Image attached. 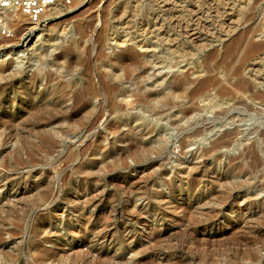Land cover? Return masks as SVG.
<instances>
[{
  "label": "rangeland",
  "instance_id": "1",
  "mask_svg": "<svg viewBox=\"0 0 264 264\" xmlns=\"http://www.w3.org/2000/svg\"><path fill=\"white\" fill-rule=\"evenodd\" d=\"M56 6L37 42L25 47L34 33L22 21L0 41V264H264V100L249 99L255 81L264 83V48H253L264 43V0ZM147 40L156 60L140 68L129 57L133 43ZM72 47L88 59L102 48L109 63L124 51L122 67L145 74L122 82L114 116L48 135L57 124L29 116L34 89L20 90L37 84L30 75L46 63L68 60ZM185 74L194 83L182 91L174 78ZM164 78L177 93L170 106L129 96L137 83L147 89ZM64 83L83 88L76 73ZM136 147L151 152L136 160Z\"/></svg>",
  "mask_w": 264,
  "mask_h": 264
},
{
  "label": "bare ground",
  "instance_id": "2",
  "mask_svg": "<svg viewBox=\"0 0 264 264\" xmlns=\"http://www.w3.org/2000/svg\"><path fill=\"white\" fill-rule=\"evenodd\" d=\"M261 1H263V0H257V2H261ZM195 3H196V1H195ZM196 4H198V3H196ZM56 5H57V0H56V3L54 5L49 6L46 9L45 13L40 18L41 23L44 22L43 16H46V14H48V12L58 10L57 9L58 6H56ZM217 6L219 7V5H217V4L212 6L213 10L215 9V12H217V10H216ZM226 6H229V5H226ZM212 7L210 10H212ZM221 8L223 9V6ZM221 8H220V10H221ZM3 12H4V14H3L2 18L0 19V30L1 29H7V31L9 32L11 27L18 25L19 23H21V21L26 22L28 24V26H31V28H29L30 29L29 33L30 34L34 33V35L31 37L30 41L25 43L26 48H27L28 44H30L32 41L37 42L38 40H40L42 38V34L40 33V31L38 29L40 22L31 23L25 16H23L22 14H20L17 11V8H14V7L7 8V9L3 10ZM55 14H57V13H55ZM197 15H195V16H197ZM48 17L49 16H47L45 18H48ZM195 18L198 19V17H195ZM45 23H44V26H45ZM3 38L4 37L0 33V41ZM12 38H13V36L10 39H12ZM115 39L113 40L114 45H116L117 48L120 49V45H121L120 42L121 41H118L117 39L116 40ZM36 42H34L32 45H36ZM145 42H148V40L144 41V42L142 41V42L133 43L135 49L133 47L132 48L134 49L135 52L133 51V53H131L129 58H131L132 64H133V62L134 63L136 62V64L140 65V68H141V65H143L142 67H144V68H148L149 66H150L149 68H151L152 64L156 60V58H155V47H156V45H154V43H151L150 41H149V44L147 43L145 45ZM142 43H144V44H142ZM79 48L78 47L77 48L72 47L71 50L68 52V56H67L68 60L67 59L64 60L60 65H50V64L46 63L41 68H38L36 70V72H32V74L30 75V78H33L34 79L33 81H36L37 84L34 85V82H32L31 85H26V86L22 87L20 90L21 94L27 96V94L30 92V90L34 89V93L30 96L32 98L25 102V104L28 102L30 103V110L28 111L29 116L35 115L36 117H42L46 120L53 122L54 124H57V127L52 128L48 132V135H53V136L57 135L58 136V135H62L64 133L68 134L69 130L71 129L70 125L68 124L70 122H74V123L80 124V125H86V124L96 125L98 122H100V120H102L101 118H105V116H108V117L114 116L116 113H118L119 108L121 107L120 102H118V93L117 92H119L118 90L120 89L122 82L130 76H131V78L138 77V79H143L142 75L145 74L146 69L143 70V73H138L139 71H141V70H139V68H138L139 71L137 70L138 72H135V70L137 69L135 67L134 68L133 67H131V68L126 67L127 69L122 67V56H121V54L124 51L122 53L119 52L120 54L117 53V55H114V59L112 61L110 60L111 62L109 63L108 62L109 58L106 59L107 55H105V53H103L102 48L95 49V47H93L92 48L93 55L90 59H88L87 56L85 55V53H84L85 51L84 50L82 51V48H81V50ZM157 48H158V45H157ZM253 48L254 49L264 48V43H262L260 45L257 44ZM37 53H38V51H37ZM39 53H38V57L40 56L41 60L43 61V57H44L43 53L40 55H39ZM143 55H146L147 57H148V55H150V57L148 60L143 61V59H144ZM140 58L142 61H140ZM44 63H45V61H44ZM121 68H122V72H125V73H120ZM46 71L48 73H46ZM42 72L44 73V76L41 78V80L40 79L38 80L36 76L42 74ZM88 72H94V78H92L91 76H88V77L84 76V74L85 73L88 74ZM98 72H105V74H103V73L99 74ZM72 73H76V74L80 75L81 80L83 82V88L81 91L74 89L73 86L69 85V83L68 84L64 83L65 78L67 76L71 75ZM190 74H185L183 77H181V79H177V77L174 78V80H175L174 84L177 87H179V89H181V90L185 89L186 90L188 88L187 86L189 84L194 83V81H192L191 78L189 77ZM195 74H198V73H195ZM144 78H145L144 81L146 82V84H148L147 83L148 81H151L150 77H147V78L144 77ZM139 81L140 80H138V82ZM43 83H44V85H42ZM139 83H141V82H139ZM199 83L200 84L197 86L196 89H194L193 93L206 89L207 85L209 84V82H206L205 80L201 81ZM255 83H256L255 84L256 86L254 87V90H252L253 92L251 93V96L249 99L252 102L263 101L264 100V83L263 82L262 83L256 82V81H255ZM12 84H13V81H11L10 83H7V85H12ZM237 87L233 86L232 89L234 91H236ZM133 88L136 89V91L132 92L134 95L132 93H131V95H129V94L128 95L131 97V99H133V97H134V103L136 102L137 104H140V103L144 104L147 102L151 103V101H153L154 106H156V107L161 106V108H162L165 106H170V102L173 101L174 98L177 96V93L172 92V90H170V86L167 82H165V78L163 80H161V82L158 81L157 79L152 81V84H150V87L148 85L147 89H145V88L140 89L138 83H137V86L136 87L134 86ZM152 88L153 89L155 88V89L151 90ZM156 88H158V90ZM44 89H52L50 91V94H49L50 99L48 96L47 97L45 96V94L43 92ZM159 91L161 93H159ZM237 91H240V90H237ZM57 92H59V95L57 97H55V94H57ZM130 97H128V98H130ZM119 98H122V97H119ZM33 100L36 102H33ZM96 100L99 101L98 107L93 106V101H96ZM22 101H25V100H22ZM132 101L130 102V104L133 103ZM105 107L107 108L106 111H105ZM75 114H77V115H75ZM78 114H79V116H78ZM17 132L15 134H18ZM162 139L164 140V138H162ZM225 142L226 141L224 140V138L222 140H219L218 142L214 141L212 148L208 152L210 153V152H214V151L218 150V147L223 145ZM146 149L143 152L139 147H136L133 151H131L129 153V155L133 156L136 160H141L144 157L145 152L147 153V155L149 152H151V150L148 151ZM163 150H164V147L160 146L159 148H156L153 151H155V153H157V154H161V152ZM233 200H236V198H233ZM240 206L241 205H239L238 210H240ZM263 211H264V208H263ZM119 261H121V260H119ZM221 261H220V263H221ZM114 263H116V262H113V264Z\"/></svg>",
  "mask_w": 264,
  "mask_h": 264
},
{
  "label": "built area",
  "instance_id": "3",
  "mask_svg": "<svg viewBox=\"0 0 264 264\" xmlns=\"http://www.w3.org/2000/svg\"><path fill=\"white\" fill-rule=\"evenodd\" d=\"M77 1L78 0H64V3L69 6ZM55 3L56 0H0V19L4 14L3 10L14 7L31 23H38L46 9ZM0 33L5 38H11L13 36V33H9L7 29H1Z\"/></svg>",
  "mask_w": 264,
  "mask_h": 264
}]
</instances>
